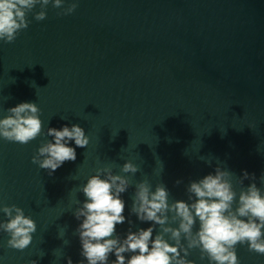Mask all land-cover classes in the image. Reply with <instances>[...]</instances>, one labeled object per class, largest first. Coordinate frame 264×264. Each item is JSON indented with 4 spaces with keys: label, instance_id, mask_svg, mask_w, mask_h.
<instances>
[{
    "label": "water",
    "instance_id": "water-1",
    "mask_svg": "<svg viewBox=\"0 0 264 264\" xmlns=\"http://www.w3.org/2000/svg\"><path fill=\"white\" fill-rule=\"evenodd\" d=\"M38 11L14 43L0 41V118L34 102L43 121L28 144L0 138V204H16L37 224L24 251L6 247L0 232V264H67L68 257L87 264L73 201H85L79 186L105 165L132 180L121 194V239L153 224L131 212L144 179L152 191L164 184L169 203H191L190 182L218 166L233 173L237 193L253 182L264 190V0H79L70 15L49 4L43 21L34 19ZM73 124L89 137L87 148L69 142L75 161L51 175L32 163L53 139L49 127ZM129 160L140 168L134 176L120 171ZM244 171L255 181L241 185ZM236 251L240 264H264L247 245ZM188 259L209 264L198 249Z\"/></svg>",
    "mask_w": 264,
    "mask_h": 264
},
{
    "label": "clouds",
    "instance_id": "clouds-1",
    "mask_svg": "<svg viewBox=\"0 0 264 264\" xmlns=\"http://www.w3.org/2000/svg\"><path fill=\"white\" fill-rule=\"evenodd\" d=\"M49 4L61 9L58 15H70L77 9L79 0H0V41L14 43L20 32L29 27L28 14L37 5L40 11L35 12L34 19L45 20ZM6 112L0 118V138L28 144L42 134L41 110L36 103L21 102ZM46 136L53 139L41 143L32 163L48 170L49 175L65 162L76 160V147L87 148L89 144L88 135L77 124L60 129L49 127ZM70 141L76 147L69 146ZM120 171L134 176L140 168L129 160ZM232 176L233 173L218 166L214 174L190 182L187 192L191 203L183 200L169 203V192L162 183L152 191L147 179L137 182L131 212L140 221L153 224L135 232L129 229L126 238L121 239L116 235V226L126 221L121 194L132 184L131 177L115 174L112 165L96 168L95 174L78 188L85 201H73L80 205L73 212L81 221L76 229L80 255L87 264H110L109 256L113 253L115 260L111 264H195L188 257L191 250L198 249L200 259L207 258L209 264H240L237 245H247L248 251L264 255V190L253 182L237 193ZM249 178L255 181V174L250 176L244 171L239 183L243 185V180ZM260 179L264 184V174ZM0 213L6 218L0 220V232L9 237L6 247L24 251L37 231L35 220L16 204H0ZM177 221V227L171 226ZM197 221L199 228L194 231ZM156 225L160 231L153 239ZM125 253H131L130 258ZM30 264L37 262L32 260ZM67 264H73L71 257L67 258ZM79 264H84V260Z\"/></svg>",
    "mask_w": 264,
    "mask_h": 264
}]
</instances>
